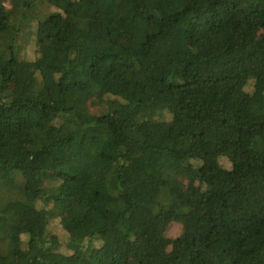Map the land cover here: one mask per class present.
I'll use <instances>...</instances> for the list:
<instances>
[{
  "label": "trees",
  "instance_id": "obj_1",
  "mask_svg": "<svg viewBox=\"0 0 264 264\" xmlns=\"http://www.w3.org/2000/svg\"><path fill=\"white\" fill-rule=\"evenodd\" d=\"M0 264H264V0H0Z\"/></svg>",
  "mask_w": 264,
  "mask_h": 264
},
{
  "label": "rangeland",
  "instance_id": "obj_2",
  "mask_svg": "<svg viewBox=\"0 0 264 264\" xmlns=\"http://www.w3.org/2000/svg\"><path fill=\"white\" fill-rule=\"evenodd\" d=\"M51 9H53V8H51ZM31 50H32L31 48L27 49V52H28L27 57L29 59H31L33 57V54L31 53ZM223 162L227 164L226 161H223ZM55 173L56 172H54L52 174L54 176H56L57 173L56 174ZM65 219L66 218L64 216H61L60 218H57L56 220H54L52 222V225H51L52 231L54 233H56L59 236V238L61 239V241L63 243L62 248L67 253H74V250L68 246V241H69L68 240V233H67V231L65 229V226H64ZM180 233H181V225L178 224V223H172L170 225L168 231H167V235L170 236V237H177ZM94 244L95 245H99V242L98 241H94ZM84 245H85V247L86 246L88 247L90 245V243L87 241L86 243H84Z\"/></svg>",
  "mask_w": 264,
  "mask_h": 264
}]
</instances>
